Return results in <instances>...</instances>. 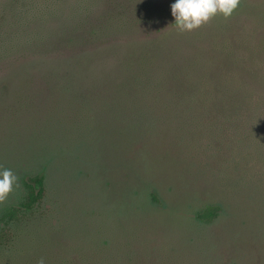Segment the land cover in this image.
I'll return each instance as SVG.
<instances>
[{
    "label": "rangeland",
    "instance_id": "374dc122",
    "mask_svg": "<svg viewBox=\"0 0 264 264\" xmlns=\"http://www.w3.org/2000/svg\"><path fill=\"white\" fill-rule=\"evenodd\" d=\"M172 2L0 0L7 26L92 29L76 46L0 60V165L19 178L0 215L18 206L23 180L44 177L0 264H264V0H240L231 17L183 33ZM44 9L51 16L35 17ZM111 18L130 32L104 36ZM129 39L173 59L194 95L144 100L158 119L116 133L73 90L67 64ZM115 53L94 67L102 77L121 76ZM208 208L216 214L199 216Z\"/></svg>",
    "mask_w": 264,
    "mask_h": 264
},
{
    "label": "trees",
    "instance_id": "16d2710c",
    "mask_svg": "<svg viewBox=\"0 0 264 264\" xmlns=\"http://www.w3.org/2000/svg\"><path fill=\"white\" fill-rule=\"evenodd\" d=\"M1 13L0 60L15 49L32 48L35 50L34 52L38 50L41 52L40 54H47L58 46H76L79 39H83V35L88 37L92 34V29H84L81 27L82 25H63L52 30L46 25H40V21L35 25L33 23L31 27L27 26L23 19L16 20L17 26H7L3 22L5 16ZM51 14L49 10L44 9L35 17L40 15V17L46 18ZM102 32L104 36H111L112 33L120 35L118 32L127 34L130 32V26L124 20L118 21L117 18H111L102 26ZM135 45L131 39L122 42V44L106 45L105 49H99L103 51L96 52L97 55H85V58L74 62L75 65L67 64L68 77L73 90L88 105L100 126L106 131H111L110 127H114L112 131L115 130L116 133L122 130L141 133L143 127L140 123L154 121L160 115L157 108L144 106V100H188L194 95L191 90L186 88V78L183 73L177 72L176 69L169 66L173 59L169 58L165 62L156 50L150 49L147 45L140 47H135ZM179 50L180 46L172 47L169 52L170 56L175 58ZM114 52H116L114 56L118 55L114 59L121 76L113 78L106 72L102 77L101 71L94 67L101 64L98 61L107 60ZM195 93L197 95L202 93L203 99H207L209 96L206 91H196ZM119 100L126 102L125 104H129V106L119 104ZM134 102L135 104H133ZM168 110V107L164 109V115L170 114L167 112ZM22 189L23 195L18 206L6 208L0 215V246L10 239L8 234L10 225L19 223L27 212L43 198L44 177L37 175L30 180H23ZM215 214L213 208H208L199 216L206 218Z\"/></svg>",
    "mask_w": 264,
    "mask_h": 264
},
{
    "label": "clouds",
    "instance_id": "9594fccd",
    "mask_svg": "<svg viewBox=\"0 0 264 264\" xmlns=\"http://www.w3.org/2000/svg\"><path fill=\"white\" fill-rule=\"evenodd\" d=\"M240 7V0H173L170 5L172 25L181 33L200 28L217 15L225 19L231 17ZM19 178L11 168L0 165V204L8 200ZM37 264H45L41 257Z\"/></svg>",
    "mask_w": 264,
    "mask_h": 264
}]
</instances>
